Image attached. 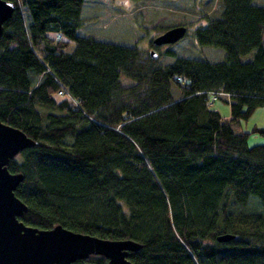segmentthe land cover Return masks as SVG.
Returning a JSON list of instances; mask_svg holds the SVG:
<instances>
[{
  "label": "trees",
  "instance_id": "1",
  "mask_svg": "<svg viewBox=\"0 0 264 264\" xmlns=\"http://www.w3.org/2000/svg\"><path fill=\"white\" fill-rule=\"evenodd\" d=\"M8 1L0 119L35 141L7 165L23 174L20 219L133 239L135 264H264V142L249 145L250 131L231 126L264 103V4L220 0L194 29L222 59L168 48L173 59L158 63L78 33L84 0ZM217 92L229 94V118L209 105L226 96ZM252 131L264 136V126ZM251 195L261 207L247 208ZM224 233L234 236L218 240Z\"/></svg>",
  "mask_w": 264,
  "mask_h": 264
},
{
  "label": "water",
  "instance_id": "2",
  "mask_svg": "<svg viewBox=\"0 0 264 264\" xmlns=\"http://www.w3.org/2000/svg\"><path fill=\"white\" fill-rule=\"evenodd\" d=\"M13 10L12 2L0 0V37L3 22ZM186 31L184 24L170 26L155 36L152 43H174ZM150 52L156 56L153 49ZM34 144L35 141L23 130L0 119V264H71L92 254L107 258L109 264H135L128 255L130 251L138 250L141 244L133 239L102 238L71 230L62 224L38 228L20 219L27 205L14 190L23 174L9 171L7 165L22 149ZM233 236L224 233L217 239L223 241Z\"/></svg>",
  "mask_w": 264,
  "mask_h": 264
},
{
  "label": "rangeland",
  "instance_id": "3",
  "mask_svg": "<svg viewBox=\"0 0 264 264\" xmlns=\"http://www.w3.org/2000/svg\"><path fill=\"white\" fill-rule=\"evenodd\" d=\"M254 1L264 4V0ZM219 11L220 0H84L78 33L107 41L133 44L144 52L153 49L158 63L173 59V56L163 54L168 48L174 49L179 55L218 60L223 58L224 50L213 45L198 44L193 33L197 26L207 22L208 16L215 17ZM181 22L187 27L182 38L174 43L161 44L157 48L151 46L155 36L168 26ZM226 96L217 97L209 105L218 109L224 118H229V96ZM238 121L241 122L242 129ZM254 122L264 125V110L246 119L231 122L232 128L237 131H250L249 145L264 142V136L252 131ZM257 205L261 207L258 197L251 195L247 208H258Z\"/></svg>",
  "mask_w": 264,
  "mask_h": 264
},
{
  "label": "crops",
  "instance_id": "4",
  "mask_svg": "<svg viewBox=\"0 0 264 264\" xmlns=\"http://www.w3.org/2000/svg\"><path fill=\"white\" fill-rule=\"evenodd\" d=\"M264 110V103L261 105V106H259V107H257L252 113H251V115H254L255 113H257L258 111H263ZM238 124H239V126H240V129H242L241 127H242V124H241V122H237ZM261 127V126H264V125H260L259 123H257V122H254V126L253 127ZM240 131V130H239Z\"/></svg>",
  "mask_w": 264,
  "mask_h": 264
},
{
  "label": "built area",
  "instance_id": "5",
  "mask_svg": "<svg viewBox=\"0 0 264 264\" xmlns=\"http://www.w3.org/2000/svg\"><path fill=\"white\" fill-rule=\"evenodd\" d=\"M59 93H60V94L65 93V94H67V95L70 96V94H69L66 90H64V89H60V90H59ZM213 94H225V95L229 96L228 93H224V92H217V93H213Z\"/></svg>",
  "mask_w": 264,
  "mask_h": 264
}]
</instances>
